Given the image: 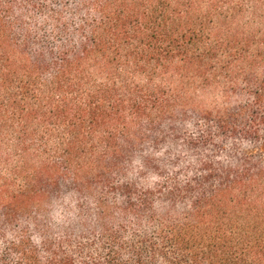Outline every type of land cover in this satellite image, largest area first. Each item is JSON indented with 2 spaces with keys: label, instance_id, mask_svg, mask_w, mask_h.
<instances>
[{
  "label": "trees",
  "instance_id": "1",
  "mask_svg": "<svg viewBox=\"0 0 264 264\" xmlns=\"http://www.w3.org/2000/svg\"><path fill=\"white\" fill-rule=\"evenodd\" d=\"M224 2L0 0V264H264V105Z\"/></svg>",
  "mask_w": 264,
  "mask_h": 264
},
{
  "label": "rangeland",
  "instance_id": "2",
  "mask_svg": "<svg viewBox=\"0 0 264 264\" xmlns=\"http://www.w3.org/2000/svg\"><path fill=\"white\" fill-rule=\"evenodd\" d=\"M225 1V2H224ZM226 8L224 15L218 18L219 25L227 24V5L240 8L237 19L233 22L234 33L249 35V100L253 97L264 105V0H223ZM221 25V26H222ZM227 35L224 34L223 38ZM231 39V36H230ZM262 89V91H258ZM253 96V97H250ZM214 100L213 96H204L203 101L210 104Z\"/></svg>",
  "mask_w": 264,
  "mask_h": 264
}]
</instances>
